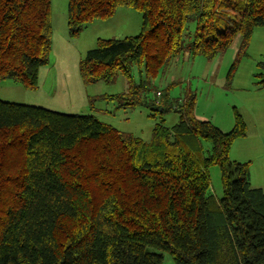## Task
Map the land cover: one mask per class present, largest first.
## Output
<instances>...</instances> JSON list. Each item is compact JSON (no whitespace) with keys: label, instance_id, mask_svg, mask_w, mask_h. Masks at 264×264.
Instances as JSON below:
<instances>
[{"label":"trees","instance_id":"obj_1","mask_svg":"<svg viewBox=\"0 0 264 264\" xmlns=\"http://www.w3.org/2000/svg\"><path fill=\"white\" fill-rule=\"evenodd\" d=\"M121 6L141 13L140 32L98 38L79 61L82 81L122 75L126 90L105 98L179 118H161L145 141L92 114L0 100V264H167L164 253L174 264H264V191L251 185L249 162L229 156L244 118L234 108L223 131L195 117L193 94L168 106L152 83L180 53L211 59L236 35L244 53L264 27V0H68V34ZM51 36L50 0H0V80L35 88Z\"/></svg>","mask_w":264,"mask_h":264},{"label":"rangeland","instance_id":"obj_2","mask_svg":"<svg viewBox=\"0 0 264 264\" xmlns=\"http://www.w3.org/2000/svg\"><path fill=\"white\" fill-rule=\"evenodd\" d=\"M67 5L68 0H50V54L47 63L38 69L37 86L26 88L12 79L0 80V100L41 106L66 114H92L145 141L151 138L152 129L161 118L166 126L175 124L179 117L172 109L157 114L143 105L120 107L114 100L105 98L126 90L124 76L84 83L79 72L80 59L87 50L96 46L98 38L138 34L141 13L131 7H118L109 19L93 21L72 37L67 31ZM226 11L229 17H233L232 9ZM239 45L240 35H236L227 49L211 59L180 53L158 71L152 83L163 92L160 100L163 99L168 106L187 94H193L195 117L209 120L223 131L232 128L235 108L246 121L247 134L232 142L230 159L249 162L251 185L261 186L264 190V87L257 84L256 75L260 72L259 64L264 62V27L253 29L244 53L238 56ZM154 94L153 90L147 92L152 98ZM202 143L205 148L209 147L208 142ZM209 174L212 194L221 197L218 166H211ZM164 261L174 264L167 253H164Z\"/></svg>","mask_w":264,"mask_h":264},{"label":"crops","instance_id":"obj_3","mask_svg":"<svg viewBox=\"0 0 264 264\" xmlns=\"http://www.w3.org/2000/svg\"><path fill=\"white\" fill-rule=\"evenodd\" d=\"M246 122V121H245ZM246 126H247V124H246ZM227 131V130H226ZM246 134H247V132H246ZM233 153H234V155H236V152H235V150L233 151ZM236 158H232V160H234V161H238V162H242V161H240V160H238V159H236ZM254 187H257V186H254ZM259 188H261V186L259 187ZM262 190H263V188H261ZM264 191V190H263Z\"/></svg>","mask_w":264,"mask_h":264},{"label":"built area","instance_id":"obj_4","mask_svg":"<svg viewBox=\"0 0 264 264\" xmlns=\"http://www.w3.org/2000/svg\"><path fill=\"white\" fill-rule=\"evenodd\" d=\"M157 94L159 95V92H157Z\"/></svg>","mask_w":264,"mask_h":264}]
</instances>
